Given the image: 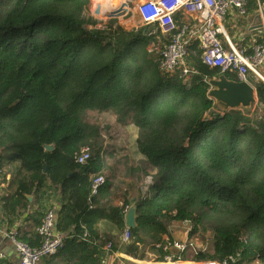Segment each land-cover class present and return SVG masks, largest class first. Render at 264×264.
I'll list each match as a JSON object with an SVG mask.
<instances>
[{
    "label": "trees",
    "instance_id": "trees-1",
    "mask_svg": "<svg viewBox=\"0 0 264 264\" xmlns=\"http://www.w3.org/2000/svg\"><path fill=\"white\" fill-rule=\"evenodd\" d=\"M89 4L0 0V229L39 247L38 228L56 209L55 228L65 238L40 264H103L107 244L162 260L171 254L163 247L173 241L171 223L188 222L182 259L264 264V81L248 73L257 92L250 112L222 113L208 80L237 81L235 72L205 64L197 41L188 47V75L163 72L167 34L156 25L126 29L114 14L95 18ZM87 111H113L136 127L144 166L131 172L151 178L146 189L134 179L121 187ZM85 147L90 156L78 163ZM98 175L106 181L91 194ZM130 205L135 227L122 241ZM104 220L118 235L101 233ZM196 237L203 247L192 246ZM0 264L12 262L6 256Z\"/></svg>",
    "mask_w": 264,
    "mask_h": 264
},
{
    "label": "built area",
    "instance_id": "built-area-1",
    "mask_svg": "<svg viewBox=\"0 0 264 264\" xmlns=\"http://www.w3.org/2000/svg\"><path fill=\"white\" fill-rule=\"evenodd\" d=\"M248 0H125L123 3L129 11L138 13L141 23L156 25L162 33L167 34L169 43L162 51L159 64L161 71L174 73L181 71L183 76L191 70L186 64L188 47L197 41L202 61L212 67H218L221 72H235L239 80H247L251 72L259 79H264L260 67L264 64V43L252 46L250 54L244 48L236 46L228 39L223 21L230 7L237 9L240 16L246 15ZM100 9L98 6L96 10ZM108 15V14H107ZM177 15L188 20L177 24ZM222 36L226 44L223 43ZM90 156L89 147L81 150L77 157L78 163H85ZM1 171V168H0ZM103 175L96 176L91 184V194H96L105 183ZM127 210V209H126ZM56 209L48 210L42 220L38 232L42 237L39 247H31L26 242L16 238V232L3 233V237L10 241L19 264H40L44 257L53 256L62 246L65 235L55 228ZM190 229H188L189 231ZM129 228H125L121 240L129 238ZM187 239V238H186ZM163 247L178 249L179 254H168L162 260L145 259L136 264H235L237 258L229 256L224 259H182L180 254L187 248L186 242L165 241ZM106 256L103 264H109V258L115 255L110 244L104 246ZM5 252L0 248V258H5Z\"/></svg>",
    "mask_w": 264,
    "mask_h": 264
},
{
    "label": "rangeland",
    "instance_id": "rangeland-1",
    "mask_svg": "<svg viewBox=\"0 0 264 264\" xmlns=\"http://www.w3.org/2000/svg\"><path fill=\"white\" fill-rule=\"evenodd\" d=\"M96 7L98 6L100 9L94 11V14H89L98 19L105 20L107 18V14H99L101 10H110L115 11L114 15L117 16L118 22L123 24L125 27H129L130 29L136 28L142 23H136V26L133 27L131 24L134 21V17L131 11L125 9V5L122 3H118L117 0L111 1L106 6H101L97 3H93ZM89 12V8H86V13ZM253 109V108H252ZM87 122L90 123L95 128H98V132L101 138V143L103 146V153H107V150L110 149V144L113 147V156L107 158L110 164L116 165V173L118 174L119 182L121 187L124 186L123 180L130 181L131 179L137 180V183L143 189L147 188V185L151 182V178L148 175H144L143 173H133L131 172V166L134 167L136 165H143L141 159H139L134 152V141L136 138V128L131 122L120 123L113 111H105V112H96V111H87L86 113ZM107 155V154H106ZM148 171H152L151 168L148 167ZM171 231L172 239L176 242H188V233L191 230V225L188 222H173L169 227ZM188 229H190L188 231ZM187 238V239H186ZM192 246L195 247H203L202 241L199 237H196L191 241ZM188 254H192V251H189ZM261 264V263H260Z\"/></svg>",
    "mask_w": 264,
    "mask_h": 264
},
{
    "label": "crops",
    "instance_id": "crops-1",
    "mask_svg": "<svg viewBox=\"0 0 264 264\" xmlns=\"http://www.w3.org/2000/svg\"><path fill=\"white\" fill-rule=\"evenodd\" d=\"M93 1L94 3L99 4L100 7L101 6L104 7L108 3H111L112 0H90V4L87 6V8H89L90 14H94V11H97L96 6L92 4ZM117 1L120 4L125 2V0H117ZM255 1H256V5H255L256 7L254 8V5H252V7L249 9L247 7L248 10L246 12V15H243V16H240L238 14V11L236 8L230 7L223 21L225 33L228 39L230 40V42L234 43L236 46L240 48H244L248 53L252 51V46L254 44L264 43V0H255ZM109 11L110 10L104 9L101 12L100 10L99 14H115L116 13L115 11H111V12ZM131 13L134 17V21L131 25L135 27L136 23L137 22L140 23L141 20H140L138 13L134 9ZM257 15H260V19L257 18ZM187 20L188 19L185 18L184 16L182 17V22L187 21ZM121 25L123 26V24ZM123 27L130 30L129 27H125V26ZM222 40H223V43L226 44L225 38L223 36H222ZM260 72L264 77V64L260 67ZM247 80H248V76H247ZM262 81H264V79ZM136 137H137V129H136ZM113 147L114 146L110 144V149L107 150V153H105L104 155L106 160H108L107 158H110L113 156V152H112ZM134 152L139 159L144 160V158L137 151L136 138L134 141ZM117 199L118 198L115 197L113 201L118 202ZM0 228L2 229V227ZM1 229H0V248L5 252L7 258L12 262V264H19V259L13 247L11 246L10 241L3 237L4 232ZM100 230H101V233L107 232L114 236L118 235V232L114 229L113 225L110 222L105 221V220L100 223ZM139 260L140 259L133 258L120 251H116L115 255L109 258L107 262L109 264H113L114 261H116L115 263L117 264H127L128 262H130L131 264H136V262ZM255 264H259V263H255Z\"/></svg>",
    "mask_w": 264,
    "mask_h": 264
},
{
    "label": "water",
    "instance_id": "water-1",
    "mask_svg": "<svg viewBox=\"0 0 264 264\" xmlns=\"http://www.w3.org/2000/svg\"><path fill=\"white\" fill-rule=\"evenodd\" d=\"M257 18L260 19V15H257ZM208 83L211 86L208 96L214 100L215 107L222 113L231 109L250 112L257 103L256 88L246 80H229L224 74H221L218 78L209 79ZM43 147L46 150L54 149L52 144H45ZM28 198L31 197L28 196ZM135 210V206L130 205L125 211V227H135ZM170 252L174 255L179 254L178 249L174 247L170 248Z\"/></svg>",
    "mask_w": 264,
    "mask_h": 264
}]
</instances>
